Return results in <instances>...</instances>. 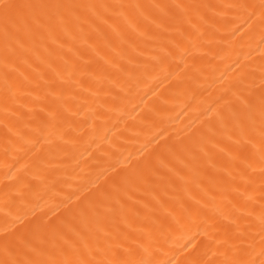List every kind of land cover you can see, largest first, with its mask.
Here are the masks:
<instances>
[{"label":"bare ground","instance_id":"bare-ground-1","mask_svg":"<svg viewBox=\"0 0 264 264\" xmlns=\"http://www.w3.org/2000/svg\"><path fill=\"white\" fill-rule=\"evenodd\" d=\"M0 264H264V0H0Z\"/></svg>","mask_w":264,"mask_h":264}]
</instances>
